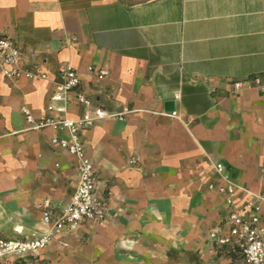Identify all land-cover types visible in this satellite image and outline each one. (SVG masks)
Segmentation results:
<instances>
[{"label":"crops","instance_id":"0c3cea01","mask_svg":"<svg viewBox=\"0 0 264 264\" xmlns=\"http://www.w3.org/2000/svg\"><path fill=\"white\" fill-rule=\"evenodd\" d=\"M0 34L19 46L22 67L47 74L10 81L0 73V213L9 231L0 237L41 233L42 201L58 213L74 192V158L50 144L52 129L29 130L20 110L48 115L52 80L69 63L77 90L121 115L80 133L106 214L56 233L32 255L64 251L65 264H244L207 234L227 231L215 163L264 197V92L232 88L264 80V0H0ZM88 65L107 76L97 79ZM74 95L71 118L81 112ZM245 195L237 193V207Z\"/></svg>","mask_w":264,"mask_h":264},{"label":"built area","instance_id":"2783aa9c","mask_svg":"<svg viewBox=\"0 0 264 264\" xmlns=\"http://www.w3.org/2000/svg\"><path fill=\"white\" fill-rule=\"evenodd\" d=\"M22 54L19 46L8 36L0 34V73L10 81H16L20 76L27 78L46 79L44 72L34 71L20 65ZM88 73L94 74L97 79L107 76L105 68L86 67ZM81 78L77 70L69 63L60 64L57 68L56 79L52 80V91L46 107L48 115L35 119L27 106L21 107L29 130L50 128L54 134L49 142L75 160L77 183L70 202L55 213L50 199L41 203V222L44 230L34 236L7 239L0 237V264H7L10 257H24L44 249L56 233L71 232L77 229L84 220L101 221L105 218L106 210L103 199L97 193V178L93 164L86 154L81 130L92 127L96 122L112 115L102 106L96 105L82 91L77 90ZM234 91L242 88H256L264 92V80L259 76L234 81ZM74 92L76 102L81 107L78 117L68 116L70 93ZM171 114H175L172 112ZM133 162V160H131ZM215 171L220 175L222 184L216 191L222 195L228 214L225 218L226 233L218 229L208 232V239L216 246L235 249L244 264H264V225L261 224L264 197L249 195L237 183L232 181L228 174L223 173V165L215 163ZM210 189H215L211 184ZM237 193L242 196L244 203L237 207Z\"/></svg>","mask_w":264,"mask_h":264},{"label":"rangeland","instance_id":"374dc122","mask_svg":"<svg viewBox=\"0 0 264 264\" xmlns=\"http://www.w3.org/2000/svg\"><path fill=\"white\" fill-rule=\"evenodd\" d=\"M8 232V227L5 226L2 213H0V233L6 235ZM61 253H64V251L52 249L37 256L10 257L7 264H65V257Z\"/></svg>","mask_w":264,"mask_h":264},{"label":"water","instance_id":"95a60500","mask_svg":"<svg viewBox=\"0 0 264 264\" xmlns=\"http://www.w3.org/2000/svg\"><path fill=\"white\" fill-rule=\"evenodd\" d=\"M165 105V109L169 110V111H172L173 110V102L172 101H166L164 103Z\"/></svg>","mask_w":264,"mask_h":264}]
</instances>
